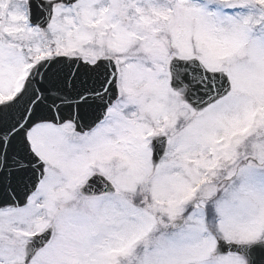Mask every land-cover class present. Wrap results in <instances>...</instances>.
Masks as SVG:
<instances>
[{
  "label": "snow or ice",
  "instance_id": "obj_1",
  "mask_svg": "<svg viewBox=\"0 0 264 264\" xmlns=\"http://www.w3.org/2000/svg\"><path fill=\"white\" fill-rule=\"evenodd\" d=\"M0 264H264V0H0Z\"/></svg>",
  "mask_w": 264,
  "mask_h": 264
}]
</instances>
